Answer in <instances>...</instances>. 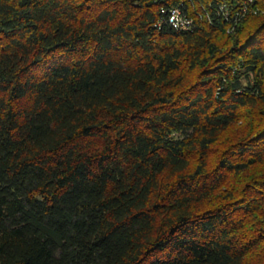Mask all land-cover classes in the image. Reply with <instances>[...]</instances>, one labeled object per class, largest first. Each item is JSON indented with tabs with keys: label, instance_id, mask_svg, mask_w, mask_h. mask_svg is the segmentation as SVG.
Masks as SVG:
<instances>
[{
	"label": "trees",
	"instance_id": "1",
	"mask_svg": "<svg viewBox=\"0 0 264 264\" xmlns=\"http://www.w3.org/2000/svg\"><path fill=\"white\" fill-rule=\"evenodd\" d=\"M243 1L0 0V264H264Z\"/></svg>",
	"mask_w": 264,
	"mask_h": 264
},
{
	"label": "built area",
	"instance_id": "2",
	"mask_svg": "<svg viewBox=\"0 0 264 264\" xmlns=\"http://www.w3.org/2000/svg\"><path fill=\"white\" fill-rule=\"evenodd\" d=\"M247 2H252V0H244V6H247ZM220 10L226 16H229V9L227 3L222 2L219 6ZM168 22L178 30H189L193 26L192 18L188 17L179 6H173L169 10Z\"/></svg>",
	"mask_w": 264,
	"mask_h": 264
}]
</instances>
